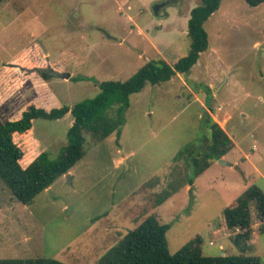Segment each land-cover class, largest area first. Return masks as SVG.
I'll use <instances>...</instances> for the list:
<instances>
[{
	"label": "rangeland",
	"instance_id": "obj_1",
	"mask_svg": "<svg viewBox=\"0 0 264 264\" xmlns=\"http://www.w3.org/2000/svg\"><path fill=\"white\" fill-rule=\"evenodd\" d=\"M165 5L154 13L157 5ZM201 0H0V117L29 105L51 110L94 98L152 60L173 66L190 51L188 21ZM209 48L188 74L131 95L120 133L87 137L86 155L29 205L0 179V260L53 258L98 264L150 215L170 225L171 254L196 236L205 256L238 255L223 211L250 186L264 193V3L223 0L205 24ZM21 54V55H20ZM16 63L10 64L18 56ZM54 70L46 82L35 69ZM52 69V70H51ZM70 75L69 79L67 76ZM205 112L234 142L186 187L156 205L177 153L211 138ZM71 115L36 120L15 136L24 167L67 145ZM248 256L264 264V230L252 207Z\"/></svg>",
	"mask_w": 264,
	"mask_h": 264
},
{
	"label": "trees",
	"instance_id": "obj_2",
	"mask_svg": "<svg viewBox=\"0 0 264 264\" xmlns=\"http://www.w3.org/2000/svg\"><path fill=\"white\" fill-rule=\"evenodd\" d=\"M223 0H201L191 10L188 21L189 53L173 65L164 60H152L125 82L105 81L99 84L100 92L91 99L72 107L63 105L47 110L29 105L18 119L4 121L0 117V179L10 189L16 200L29 205L39 194L48 190L59 178L70 173L72 168L86 155L87 137L102 141L113 133H120L124 116L130 106V97L141 92L148 84L160 85L178 75L188 74L199 61L200 55L209 48V36L205 24L220 8ZM256 8L264 0H243ZM21 55V54H20ZM18 56L10 64L21 59ZM52 70V69H51ZM46 82L58 74L46 69H35ZM68 114L73 118L68 130L67 145L55 159L42 152L26 166L21 165L24 151L15 142V136L31 132L36 120L58 121ZM205 127L211 138L191 143L181 149L174 158L175 165L184 163V168L175 166L166 188L157 195L156 205L161 206L195 180L214 161L221 160L234 149L229 135L205 112ZM181 161V162H180ZM264 224V193L255 185L238 197L233 205L223 211L226 229L232 233L231 241L240 251L238 255L218 257L205 256L203 239L196 236L177 253L168 249L166 234L170 225L162 224L156 215H150L130 231L118 244L106 252L98 264H261L258 257L248 256L253 236L252 207ZM260 230H264L261 225ZM0 264H66L53 258L1 259Z\"/></svg>",
	"mask_w": 264,
	"mask_h": 264
},
{
	"label": "water",
	"instance_id": "obj_3",
	"mask_svg": "<svg viewBox=\"0 0 264 264\" xmlns=\"http://www.w3.org/2000/svg\"><path fill=\"white\" fill-rule=\"evenodd\" d=\"M165 5L163 4H159V5H157L155 8H154V13L156 14V15H158V13H159V10L162 8V7H164ZM69 77H70V75H68L67 76V79H69ZM220 163L221 164H224V162L222 161V160H220Z\"/></svg>",
	"mask_w": 264,
	"mask_h": 264
},
{
	"label": "crops",
	"instance_id": "obj_4",
	"mask_svg": "<svg viewBox=\"0 0 264 264\" xmlns=\"http://www.w3.org/2000/svg\"><path fill=\"white\" fill-rule=\"evenodd\" d=\"M12 61H13V60H12ZM10 63H11V62H10ZM36 106H37V105H36ZM37 107H41V106H37ZM42 108H45V107H42ZM69 115H70V114H68L66 117H68ZM20 116H21V115H20ZM20 116H19V117H20ZM17 119H18V118H17Z\"/></svg>",
	"mask_w": 264,
	"mask_h": 264
}]
</instances>
